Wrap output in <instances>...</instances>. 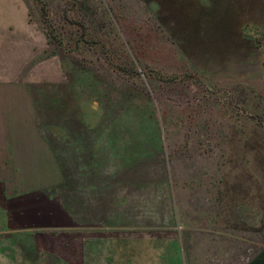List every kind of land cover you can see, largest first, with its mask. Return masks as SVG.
Returning a JSON list of instances; mask_svg holds the SVG:
<instances>
[{"label": "rangeland", "instance_id": "374dc122", "mask_svg": "<svg viewBox=\"0 0 264 264\" xmlns=\"http://www.w3.org/2000/svg\"><path fill=\"white\" fill-rule=\"evenodd\" d=\"M177 1L26 0L47 43L36 67L44 125L55 131L66 119L76 136L91 134L106 181L127 150L152 174L187 182L176 191L177 216L164 218L150 196L151 207L132 216L109 197L95 229L82 227L81 199H67L59 183V209L70 201L76 220L42 230L33 264H232L226 255L264 246V31L243 15L241 36L229 37L216 32L212 2H188L181 15ZM59 129L53 136L72 165L76 149ZM233 207L248 230L222 227Z\"/></svg>", "mask_w": 264, "mask_h": 264}, {"label": "crops", "instance_id": "0c3cea01", "mask_svg": "<svg viewBox=\"0 0 264 264\" xmlns=\"http://www.w3.org/2000/svg\"><path fill=\"white\" fill-rule=\"evenodd\" d=\"M177 2H182L179 13L187 15L188 2L198 0ZM208 2H212L209 6L215 7L219 16L216 32L224 30L229 37L234 33L240 37L238 25L245 20L242 18L245 15L246 23L264 31V0ZM46 45L41 20L36 21L32 16L31 2L0 0V264L37 262L38 236L42 230L57 225L58 220H76L74 204L70 201L61 202L59 209V183L65 184L67 199H81L84 229L104 225L102 213L109 197L114 208L120 209L123 200L127 202L132 216L143 207L146 210L151 207L149 196L156 200L153 204L165 208L161 210L164 218L177 216L176 191L178 187L187 186V182L182 185L171 174H152V169L143 164L147 159H133V153L127 150L122 151L124 156H117L120 159L118 173L115 171L110 181H106L103 160L91 150V134L86 135L83 130L77 136L72 132L66 137L67 147L70 148L72 143L77 157L71 165L72 156L68 149L63 171L57 137L53 136L57 135L58 129L55 127L53 131L52 126L44 125L41 95H38L41 78L36 67L41 65ZM149 156L152 157L148 153ZM159 156L155 150V157ZM161 159L164 162V158ZM219 229L224 230L220 226ZM180 233L176 242L178 254L183 235ZM222 235L227 237L229 234ZM230 257L233 258L232 264H264V246L246 257L240 250L231 256L226 255L225 259L229 261Z\"/></svg>", "mask_w": 264, "mask_h": 264}, {"label": "trees", "instance_id": "16d2710c", "mask_svg": "<svg viewBox=\"0 0 264 264\" xmlns=\"http://www.w3.org/2000/svg\"><path fill=\"white\" fill-rule=\"evenodd\" d=\"M162 2V1H160ZM158 2V10H157V13L159 14L158 16L159 17H163L165 15V9L162 5V3ZM45 18H46V23L48 22L47 21V17L45 15ZM177 20L176 16H173L172 18H169V20ZM167 20H165L166 22ZM176 21H173V27H178V23ZM185 25V24H184ZM47 27L49 28L48 31H47V35L48 37L51 39V40H54L59 47H61L63 50H65L66 52V44L64 42V40L60 37V34L57 33L56 29H54V27L52 26V24H47ZM186 27V25H185ZM176 29V28H175ZM179 77H176V79H178ZM75 119V118H74ZM61 126H58V129L59 131H62L63 132V135L64 136H70V133H72V128L73 126L71 127L70 124H66V119H65V122H62V121H58L57 124H59ZM74 125V124H73ZM75 128V127H74ZM70 131V132H69ZM61 150H59V163L61 164L62 166V169L63 171H65V165H62V163L65 164V160H64V157L62 156L61 154ZM233 211L229 214H226L224 215L223 217H221V220L222 221H225L224 224H222V227H224L225 229H231V230H234V231H237V230H248V226L244 224V222L242 221L243 219V216H242V213L235 210L234 207L232 208ZM222 216V214H220ZM219 216V215H218ZM223 218V219H222ZM264 225V218H263V224Z\"/></svg>", "mask_w": 264, "mask_h": 264}]
</instances>
